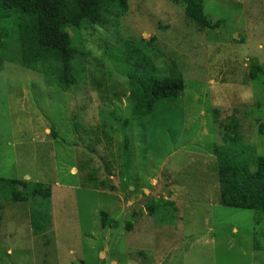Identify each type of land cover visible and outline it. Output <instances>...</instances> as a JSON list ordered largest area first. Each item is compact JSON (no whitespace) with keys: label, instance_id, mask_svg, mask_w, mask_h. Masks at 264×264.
<instances>
[{"label":"rangeland","instance_id":"obj_1","mask_svg":"<svg viewBox=\"0 0 264 264\" xmlns=\"http://www.w3.org/2000/svg\"><path fill=\"white\" fill-rule=\"evenodd\" d=\"M204 1L218 28L202 29L169 0H130L125 16L76 30L74 46L89 56L66 93L40 73L0 66V178L52 193L31 205L0 195V264H264V219L220 205L214 155L234 116L239 144L264 156V76L250 79L264 65V0ZM131 40L152 76L185 82L179 99L142 119L131 115ZM158 199L175 204L149 215ZM102 211L121 226L103 230Z\"/></svg>","mask_w":264,"mask_h":264},{"label":"trees","instance_id":"obj_2","mask_svg":"<svg viewBox=\"0 0 264 264\" xmlns=\"http://www.w3.org/2000/svg\"><path fill=\"white\" fill-rule=\"evenodd\" d=\"M169 1L182 5L185 15L202 29L221 25L218 22L211 26L205 15L204 0ZM129 3L130 0H0V66L20 65L42 74L48 87L62 93L69 92L78 85L83 72L77 68L80 69L83 58L89 56V52L74 46L76 36L72 33L102 26L109 14L125 16L130 9ZM125 50L126 63L132 70L129 86L134 119L153 114L161 102L173 103L179 99L185 90L181 75L156 78L152 76L156 70L150 58L133 40L125 43ZM258 76H264V65L255 63L251 66L250 79L257 80ZM240 121L234 116L229 117L223 125L222 146L214 150L220 184L219 203L229 209L254 211L259 214L256 218L259 223L264 219V156L245 142L239 144ZM256 123L258 134L264 136V122ZM90 171L93 173L87 175L89 181L96 174V170ZM41 189L42 184L0 178V195L4 194L5 200L11 203L31 205L38 199L50 201L51 190ZM174 204L169 199L149 200L146 211L153 215L161 207ZM2 209L0 205V212ZM33 213L37 215L31 223L33 232L42 234L45 228L37 222L41 216ZM99 218L103 230L117 229L122 224L104 211L100 212ZM126 228L131 230L129 225Z\"/></svg>","mask_w":264,"mask_h":264},{"label":"crops","instance_id":"obj_3","mask_svg":"<svg viewBox=\"0 0 264 264\" xmlns=\"http://www.w3.org/2000/svg\"><path fill=\"white\" fill-rule=\"evenodd\" d=\"M46 134H49V130L48 129H46ZM58 143H59V146L61 147V144H60L61 142H58ZM72 145L73 144L70 143V144H67L66 147L71 146V148H73Z\"/></svg>","mask_w":264,"mask_h":264}]
</instances>
